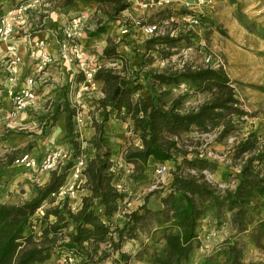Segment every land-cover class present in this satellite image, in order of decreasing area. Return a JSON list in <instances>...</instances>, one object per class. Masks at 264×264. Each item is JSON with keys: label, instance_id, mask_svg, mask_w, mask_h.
Instances as JSON below:
<instances>
[{"label": "trees", "instance_id": "obj_1", "mask_svg": "<svg viewBox=\"0 0 264 264\" xmlns=\"http://www.w3.org/2000/svg\"><path fill=\"white\" fill-rule=\"evenodd\" d=\"M74 1L63 0V4ZM84 1H97L108 19L131 5L129 0ZM104 6H109L110 11ZM182 14L191 13L185 11ZM184 38V35L166 34L145 39L144 52L137 56L135 73L121 74L103 67L96 70L95 79L102 82L104 93L99 101L104 115L99 123L92 121L95 133L88 144L95 153L91 158L87 157L82 171V187L90 194L82 197L81 206L75 211L67 197L46 209L42 219L53 215L55 221L44 226L39 240H35L30 231L32 216L65 184L73 162L50 171L49 180L35 186L36 193L32 198L20 203L0 202V264L43 262L61 250L72 254L82 264H98L109 255V251L101 247L103 242L108 241L111 250L119 251L123 242H141L143 236L148 243L159 244V248H153L149 254V264H184L192 256L201 222L206 217L213 220L227 217L238 233H252L254 227L256 231L263 229L264 142H259L256 131H250L232 149L234 159L243 158L239 171L234 174L233 187H221L211 182L203 171L214 172L215 162L189 148L182 138L194 129L211 131L220 128V136L228 135L234 128L232 116L246 114L240 108V100L225 70L193 68L187 64L176 69L148 68L153 61V52L168 58L170 49ZM117 47L118 44L109 38L102 55L108 59L119 58L121 54ZM140 78L150 87L146 88ZM181 82L189 83L194 91L208 92L209 97L195 107L182 110L180 106L185 95L166 100L168 90L162 88ZM261 88L264 91V87ZM60 113L65 118V136L71 138L69 142L78 151L79 144L72 136L76 110L67 100L56 105L51 117L44 122L52 126ZM110 115L129 119L131 134L139 141L137 145L129 144L123 154L124 161L133 166V178L143 173L150 159L170 160L175 164L159 207L150 208L144 201L135 210H125L128 194L117 185L112 152L103 139L104 122ZM19 152L14 149L0 155V171L11 166ZM189 169L194 173H189ZM254 197L257 198L255 201ZM117 213L123 216L121 225L111 222ZM68 226L70 231L62 233L61 229ZM143 247L147 250L146 245ZM120 258L126 259L127 255L120 252ZM242 259V249L236 243L230 244L227 264H245Z\"/></svg>", "mask_w": 264, "mask_h": 264}, {"label": "rangeland", "instance_id": "obj_2", "mask_svg": "<svg viewBox=\"0 0 264 264\" xmlns=\"http://www.w3.org/2000/svg\"><path fill=\"white\" fill-rule=\"evenodd\" d=\"M132 5L133 7H131ZM104 9L110 11L109 6H104ZM185 11L186 10L180 6L172 8H161L159 6L142 7L139 4L131 3L128 10H124L114 18L108 19V15L100 9L98 15H101L102 18H99V16L97 18L93 15L92 21L88 24V27L92 25L90 28L91 31L102 30L104 33L100 34L102 38L105 32L111 29L116 31L119 38H115L113 41L118 44V47L122 46L125 51L129 50V54L127 56L126 52L122 51L119 52L121 54L119 58L112 59H108L104 56L100 59L98 55V60L94 63L89 62V64H97L103 68H110L121 74L135 73L138 62L137 56L144 52L143 43L145 39H147L141 33V30L133 25V21L138 19L143 24L156 23L163 26L166 31H173V36L184 35L185 37L178 42L175 48L170 49L168 58H161L156 52H153V61L148 65V68H155L158 70L171 67L172 69H176L187 64L193 68L212 67L224 69L232 82L236 96L240 100V108L243 109L246 114L241 117L232 116L234 128L228 135L220 136V128H215L211 131L194 129L184 134L182 138L188 144L189 148H193L199 155L206 157L207 151L209 150L215 155V157L211 158H208L209 156L207 155L208 159L215 162L216 168L214 172L203 171L211 182L221 187H233L235 183L233 179L234 174L239 171L240 164L243 161V158L234 159L232 157V149L235 147L236 143L246 137L250 131L255 130L258 131L259 142H264V138H262L264 135V91L261 88L264 87V0H214L212 5L204 6L198 11V23L190 22L187 18L190 14H182ZM45 14L47 13H38V15ZM104 20L110 23H106V21L102 23ZM35 24L36 23H33L29 27L30 31L43 29V27L39 25L40 22ZM124 25L129 28L130 33L135 31L137 36L132 38V41L127 39L123 40L121 38L120 35L122 34L121 31ZM131 28L133 30H131ZM16 31L19 30L16 28ZM92 35L93 34H91L90 37ZM83 49L85 48L83 47ZM134 56H136V59L132 60ZM5 57L6 56H3L4 60H2V64L3 61H5ZM145 58L147 59V57ZM206 58L210 59L209 63H206ZM30 59L28 58L27 60L31 63L32 59ZM0 71L1 103L5 92L8 97L11 98L8 92L9 87L18 90L19 84L14 85V82L10 84V81L9 84L6 83V81L9 80V74L4 70ZM81 80V74L79 76L76 74L73 75L70 81L60 87L55 95L52 96L54 100L61 98L67 100L76 110V114L73 117L74 132L72 136L79 144L78 151L74 150L72 144L69 142L71 138H67L65 135L58 137L52 143H48V138L53 130H55L56 123L54 122L51 126L46 124L44 120L47 119V117H51L55 102L49 103V99L43 101L44 96L41 94L42 90L39 89L47 86L49 81L46 80L47 82H44V79H42L36 83V87L38 88L36 90V94L38 93L36 95V101H43L40 104L42 108L37 109L34 106V110L30 109L19 112L30 113L29 125L21 126V124H19L21 120L18 118H15V122L12 123L8 120L7 124L0 120L2 124L0 125V155L14 150L9 148L8 145L18 143L19 138L25 135H31L30 141L15 148L20 150L17 155L27 153L40 158L45 152L58 149L67 154L61 169L70 161L74 164L80 154L84 152V130L79 129L78 126L83 123V120L80 123L77 117L80 115V117L86 118V120L90 122L93 131H95L92 121L95 120L99 123L104 115V111L99 106V101L104 96L102 82L98 80L99 88L92 93L86 94L87 101L84 103L80 102L81 97L84 95L80 97L76 96L78 92V83ZM24 81L26 82V77ZM140 81L145 84L146 88L150 87V84L145 83L143 78H140ZM51 88L53 89L54 87ZM162 88L168 90L166 100H170L177 95H185L180 106L182 110L195 107L209 97L208 92L194 91L187 82L163 86ZM52 89L50 91L48 90L46 95L51 93ZM38 96L40 98H37ZM63 100H61V102ZM57 117L58 115H56V118ZM110 118H113L112 115L109 116V119ZM109 135L114 137L116 141L117 138L115 137L123 139L125 136L124 138L127 146L129 144L137 145L139 143L132 134L123 133V137H120L121 134L116 135L115 132L108 131L104 126L103 139L105 144L108 139L112 143L115 141L112 140L113 138H109ZM230 137H232L231 141L229 140ZM121 145H123V141ZM160 163H165L169 169L158 173L156 169H158ZM174 167L175 164L170 160L155 162L150 159L143 173L133 178L131 176L133 166L126 163L123 159L121 163L118 162V164L114 166L118 180L117 185L128 194L129 202H131L128 211L135 210L140 203L142 204L144 201H146V204L150 208L155 209L159 207L160 197L167 190V186L172 179L171 173ZM262 167L264 168V166ZM18 170L21 173L28 172V170L21 167ZM70 170L65 183L69 181V176L71 177ZM188 172L194 173V170L189 169ZM23 177L24 176H19V180L16 179L19 183L15 187L0 188V202L20 203L35 195V186L39 184L35 181L30 183L25 182L22 180ZM21 182H24V186ZM30 184L34 195L29 192ZM73 189L75 190V187ZM58 191L52 194L47 201L43 202L42 206L39 207L32 216L30 231L33 233V238L35 240L40 239L44 226L49 222L55 221L53 215H48L46 218L42 219L45 210L57 204L65 197L68 198V203L70 205L68 194H59ZM253 199L255 201L257 198L254 197ZM115 221L117 224H121L123 222L122 216H116ZM70 229V226L63 227L61 232L66 233L70 231ZM256 230L257 229L254 227L252 233H249V231L238 233L227 217L218 220L206 217L201 222L198 242L194 243L192 256L189 261L184 264H227L228 246L234 243L242 249V260L245 264H264V227L261 231ZM140 240L141 242L137 240L123 242L119 251L111 250L108 241L103 242L101 247L108 250L109 255L98 264H149L147 258L153 248H159V244L154 245L153 243H148L145 236L141 237ZM144 245H146L147 250H144ZM120 252L125 253L127 258L121 259ZM69 255L73 258L72 262L68 260ZM65 260L67 264H82L78 258H74L72 254L66 253L63 250L53 253L49 259L43 262H36L34 264H63Z\"/></svg>", "mask_w": 264, "mask_h": 264}, {"label": "crops", "instance_id": "obj_3", "mask_svg": "<svg viewBox=\"0 0 264 264\" xmlns=\"http://www.w3.org/2000/svg\"><path fill=\"white\" fill-rule=\"evenodd\" d=\"M25 1L27 0H24V2ZM11 2L14 4H11ZM19 3H23V1L22 0H0V17L3 13L12 9L14 6L16 7V5H18ZM131 7H133V5ZM99 10H100L99 3L97 1L76 0L71 4L64 5L63 0H52V1H48L43 6V8H40L39 10H28L26 13L20 14L19 18H17L16 21L18 23L17 29L19 31L21 30L22 31L21 32L16 31L15 32L16 34H14V36L9 37L6 40L0 39V61H1L0 70L5 71L4 69L5 63L3 61V64H2V60H4L3 56H6L7 46L15 45L18 48V52L21 56V62L19 66L17 67L16 73L14 74L15 79L13 82H14V85L19 84L18 85L19 88L26 86V82L24 81L25 77L27 79V77L30 74L34 73V69H35L33 61L29 57V53H28L29 45L38 39H46L47 49L53 55L54 62L46 69L45 77L43 78L44 82L46 80L49 81V83L47 84V86L49 87L45 86L39 90H42L41 94L44 96L43 101H46L47 99H49V103L55 102L54 103L55 106L61 104V100H63L62 98L54 100L52 96H54L55 93L60 89V87H62L64 84L70 81V78L76 74L75 73L76 66L74 62L68 60V58L65 57L59 51L58 45L56 43V38H55L56 27L59 24L70 19L72 16H75L76 14H81L82 16H84L86 19L84 21V29H83V33L81 37V43L83 47L85 48L84 53L86 54L87 59L89 60L90 63H94L95 61L98 60V55L100 59L103 58L102 51L107 44L108 38L110 37L112 40L115 38H119L118 33H116V31L112 29L110 31L105 32V35L103 38L100 37V34H104L102 30H95V31L90 30L92 25L88 27V24L91 23L93 15L96 16L97 18L98 16L99 18H102L101 15H98ZM40 12H46L47 14L38 15V13ZM105 21L106 20L102 21V23H105ZM38 22H40L39 25H41L43 29L30 31L29 27L33 23L37 24ZM106 23H110V22L106 21ZM131 30L133 29L131 28ZM91 34L93 35L90 37ZM120 36L123 40L127 39L129 41H132L133 40L132 38H135L137 35L135 34V31H133L132 33L128 32L127 34H121ZM117 49L119 52H122V51L126 52V55L128 56L129 50L125 51L122 48V46L118 47ZM28 58L31 60V63L29 60H27ZM134 59H136V56H134L132 60ZM6 83L9 84V80H7ZM36 86L37 84L34 87L35 92L38 89ZM51 87H54L55 89L54 88L52 89ZM50 88L52 89V92L46 95V92L48 90L49 91L51 90ZM37 98H40V97L38 96ZM1 101L2 102L0 103L1 105L0 106V120L3 121V123L7 124L8 120L11 121L10 123L15 122V118H18L21 120L19 123L21 124V126L29 125L30 117H31L30 113L22 112V113H17L14 116L11 115V98L8 97L6 92L3 94ZM43 101H39V100L35 101L34 106L37 109L42 108L40 107V104ZM86 101H87L86 95L81 97L80 102L85 103ZM77 120L80 123L83 120V123L81 124L78 123L79 129L84 130L83 131L84 132L83 133V136H84L83 137L84 139L83 141V151L84 152L83 153L86 154L88 158H91L94 155L95 150L90 147V145L88 144V140L95 133V131H93V128L90 125V122L87 121L86 118L80 117L79 115L77 117ZM55 123H56V126L54 128L55 130H53L52 134L48 138V143H52L58 137H62L66 134L64 114L62 113L59 114ZM0 125L2 124L0 123ZM104 126L105 128H107L108 131L115 132L116 135L121 134L120 137H123V133L131 134L130 127L132 125L129 119L121 120V119L113 117V118L108 119L106 122H104ZM255 131L258 134V131L257 130ZM110 137L113 138L112 140H115L114 137L109 135V138ZM124 137L123 139L115 137L117 138V141L115 140L113 141V143L109 139L106 141L109 145L107 143L106 144L110 147L111 152H112L111 159L113 161L114 166L117 165L118 162L121 163L123 159V152L127 146V143ZM30 140H31V135H25L22 138H19L18 143H14L13 145H8V146L9 148L15 149L19 147L21 144L25 142L27 143ZM122 141H123V145H121ZM120 147H121V150H120ZM152 160L155 162H162V161H158L155 159H152ZM18 169H20L19 166L11 165L7 169H2L0 171V180H1L0 188L2 187L5 189L7 187L11 188V187L17 186L19 181H17L16 179H18L19 176H24L22 180H24L25 182L30 183V182L35 181L39 185L46 183L50 177V172L48 171H40L36 173L31 170H28L27 173H21L19 172ZM72 182L73 181L71 177L69 176V181H67V183H65L62 187L64 186L68 187L70 186ZM83 182H84V179L81 176L78 184L75 186V190L73 189V191L71 192L68 191V196L70 198V205H71L72 210L74 211L77 210L81 206L82 197L90 194L89 190L82 187ZM21 184H23L24 186V182L23 183L21 182ZM29 188H30L29 192L34 195L33 190L31 189V184ZM130 205H131V202H128L127 208H125V210L128 211V208L130 207ZM116 216H122V214L121 213L115 214L111 221L112 224L116 223L115 221ZM122 219H123V216H122Z\"/></svg>", "mask_w": 264, "mask_h": 264}, {"label": "built area", "instance_id": "obj_4", "mask_svg": "<svg viewBox=\"0 0 264 264\" xmlns=\"http://www.w3.org/2000/svg\"><path fill=\"white\" fill-rule=\"evenodd\" d=\"M131 3L139 4L142 7L159 6L161 8L182 7L186 11L191 12L187 18L192 23H198V11L204 6H210L214 3V0H129ZM48 0H27L17 7H13L7 12L3 13L0 17V39L6 40L9 37L14 36L18 23L16 21L20 14L26 13L28 10H39L43 7ZM85 17L82 15L72 16L67 21L59 24L56 27V43L59 51L68 58V60L75 63L76 74L82 75V80L78 83L77 97L92 93L99 88V81L95 79V72L100 67L97 64H89V60L84 53L83 45L81 43V37L84 29ZM187 19V20H188ZM133 25L138 27L142 31L145 38L153 36H161L168 34L173 36L174 32H168L163 26L156 23H141L140 20H134ZM129 28L124 25L122 34H127ZM29 57L34 64V73L30 74L26 79V86L20 87L18 90H14L13 87H9L8 92L11 95V115L14 116L20 111L30 110L34 108L36 101L35 85L37 81L42 80L45 77L46 69L54 62L53 55L47 49L46 39H38L29 45ZM210 59L206 58V63H209ZM21 62V56L18 52V48L15 45H8L6 49L5 57V71L9 74L10 84L15 79V73L17 67ZM12 86V85H9ZM34 110V109H33ZM264 138V135L263 137ZM232 140V137L229 138ZM208 158L215 157L212 151H207ZM206 155V157H207ZM67 154L58 149H52L45 152L40 158L31 156L27 153L16 156L13 160V164L26 170L33 172L40 171H52L61 169V166L66 158ZM87 156L82 153L77 158L76 162L70 168L72 183L70 186L61 187L58 191L59 194H68V191H73V188L78 184L82 171L86 165ZM169 167L165 163H160L156 171L161 173L167 171ZM119 189L121 187L119 186ZM68 260L72 262L73 258L69 255ZM63 264H67L65 260Z\"/></svg>", "mask_w": 264, "mask_h": 264}, {"label": "water", "instance_id": "obj_5", "mask_svg": "<svg viewBox=\"0 0 264 264\" xmlns=\"http://www.w3.org/2000/svg\"><path fill=\"white\" fill-rule=\"evenodd\" d=\"M117 91V90H116Z\"/></svg>", "mask_w": 264, "mask_h": 264}]
</instances>
